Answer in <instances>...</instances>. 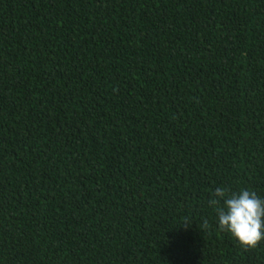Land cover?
Listing matches in <instances>:
<instances>
[{"label":"trees","instance_id":"1","mask_svg":"<svg viewBox=\"0 0 264 264\" xmlns=\"http://www.w3.org/2000/svg\"><path fill=\"white\" fill-rule=\"evenodd\" d=\"M220 186L264 197V0H0V264H264Z\"/></svg>","mask_w":264,"mask_h":264},{"label":"clouds","instance_id":"2","mask_svg":"<svg viewBox=\"0 0 264 264\" xmlns=\"http://www.w3.org/2000/svg\"><path fill=\"white\" fill-rule=\"evenodd\" d=\"M216 213L220 230L228 232L245 248L264 241V197L250 189L233 191L216 187L208 201Z\"/></svg>","mask_w":264,"mask_h":264}]
</instances>
